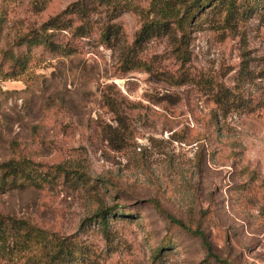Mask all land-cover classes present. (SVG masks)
Listing matches in <instances>:
<instances>
[{
    "label": "rangeland",
    "instance_id": "1",
    "mask_svg": "<svg viewBox=\"0 0 264 264\" xmlns=\"http://www.w3.org/2000/svg\"><path fill=\"white\" fill-rule=\"evenodd\" d=\"M78 1L0 0V165L30 160L38 183L0 188V217L53 233L74 250L72 264H225L172 224L157 199L203 230L229 264H264V0L196 9L185 64L168 38L148 42L143 57L154 72L188 74L184 85L166 73L124 71L120 46L102 40L101 9L92 10L87 36L44 28ZM132 1L158 9L165 0ZM68 18L76 20L58 21ZM113 22L131 45L140 16L126 10ZM51 36L73 53L30 41ZM242 64L251 79L236 88ZM209 81L238 92L237 103L217 104ZM105 89L123 107L122 123ZM44 251L34 239L24 247L0 240V264H43Z\"/></svg>",
    "mask_w": 264,
    "mask_h": 264
},
{
    "label": "trees",
    "instance_id": "2",
    "mask_svg": "<svg viewBox=\"0 0 264 264\" xmlns=\"http://www.w3.org/2000/svg\"><path fill=\"white\" fill-rule=\"evenodd\" d=\"M206 1L208 0H165L162 5L158 3V9L156 2H152V8L147 9L134 3L132 0H79L67 7L62 13L50 18L45 23L44 28L48 31L52 29H71L76 36H87L95 27L91 22L92 10L99 9L98 12H100L101 9V13L105 16L100 26L102 40L109 48L116 49V46H120L122 50V69L124 71L128 72L133 69L142 68L154 74L166 73L171 82L173 81L177 85H184L187 82H193V78H190L188 74L184 73L176 75L175 73L166 71L154 72L152 68L153 64L143 57V53L148 42L159 37H166L176 45V58L183 64L188 62L190 57L187 54L185 42L189 34L190 22L195 15L194 11L196 9L200 10L206 7L204 6L207 3ZM226 1L227 0H218L220 4L211 7L210 10L213 11L220 6L227 8L228 4L225 5ZM126 10L135 12L142 20L141 26L131 45H123L124 32L120 25L113 22L116 17ZM155 12L156 14L152 16V13ZM65 14H69V16L74 15L76 20L68 18L58 21V19ZM75 21H80V24L75 25ZM50 35L52 34H49V36ZM52 36L50 39L46 37L45 39L36 38L30 41L33 43L39 41L38 43L44 44L53 51L62 52V54L69 55L73 53L74 50L67 48V45H63V43L56 44ZM246 61L247 60L244 59L243 63ZM248 72L249 70L246 68L245 64H242L241 69L238 71L236 88L240 87V82L245 83L251 79ZM110 86L111 85H108L107 87ZM208 87L217 104L225 105L228 108L233 107L234 104L237 103L238 100H236V95H238V92L234 89H230L215 81H209ZM106 89L103 91L104 102L115 115V122L122 123L123 119H127V115L124 113L123 107L119 105L116 97ZM31 164H33V162L30 160L12 159L0 165V171H3V174L0 175V188L5 189L9 183H17V181H19L21 187L26 185L28 181L32 185H38L36 180H33L30 175L27 174L28 168L32 167ZM8 176H13V178L10 179ZM21 178L22 181H20ZM152 201L156 208L163 213L172 224L186 232L199 236L209 254L216 261L229 264L226 259L221 258L212 251V242L203 230L199 227H193L178 218L172 211L164 208L157 199H153ZM97 216L99 217L101 226L107 230L108 217H110L108 212L104 209L100 210ZM11 238L14 244L23 247L28 241L34 239L36 244H38L42 250L46 251H44L46 254L43 264H72L75 260L76 254L74 250L68 247L66 248L64 242L54 239L53 233L33 225L26 220L11 217L4 219L0 217V240L6 243Z\"/></svg>",
    "mask_w": 264,
    "mask_h": 264
}]
</instances>
